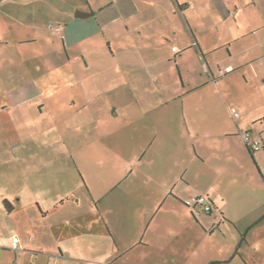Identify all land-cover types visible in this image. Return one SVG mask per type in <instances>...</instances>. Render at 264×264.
I'll return each instance as SVG.
<instances>
[{
  "label": "crops",
  "instance_id": "0c3cea01",
  "mask_svg": "<svg viewBox=\"0 0 264 264\" xmlns=\"http://www.w3.org/2000/svg\"><path fill=\"white\" fill-rule=\"evenodd\" d=\"M134 70L153 92L133 94ZM105 72L108 86L128 95L100 97ZM116 72L125 78L116 82ZM117 103L142 111L115 122L106 109L115 105L118 118ZM132 127L145 162L136 184L152 183V198L134 193L131 206L99 210L86 171L103 160L83 159L115 153L100 137L130 136ZM243 131L259 150L247 149ZM51 136L60 137L55 146ZM0 137H14L12 193L0 141V220L8 222L1 208L18 222L26 212L33 220L20 248L0 239V264H115L138 247L149 262L163 254L159 239L169 226L236 234L231 248L209 247L204 264H263L251 232L264 221V201L243 221L237 199L248 190L264 197V0H0ZM198 194L211 211L195 218L183 200ZM130 217L135 224L126 226ZM39 221L43 242L35 243Z\"/></svg>",
  "mask_w": 264,
  "mask_h": 264
},
{
  "label": "rangeland",
  "instance_id": "374dc122",
  "mask_svg": "<svg viewBox=\"0 0 264 264\" xmlns=\"http://www.w3.org/2000/svg\"><path fill=\"white\" fill-rule=\"evenodd\" d=\"M174 51L177 49L174 47ZM107 72L100 73V80L105 83L102 87V92L100 93V97H109L112 98V95L114 93H125V95H128V89L123 87H115V89L110 88L108 85V78L106 77ZM116 74V82L122 77L120 73ZM143 72L141 71H132L133 75V85H132V92L135 94V96L141 97L142 93L149 94L153 92L154 88L152 85V82L148 80L146 83L143 82ZM128 74L126 76V79H128ZM111 79V78H110ZM111 82V81H109ZM143 84V85H142ZM108 91V92H107ZM96 99L94 107L96 108L99 106L98 104H101V98ZM111 107H107L106 111L110 113L111 119L115 122H118V120L123 121V116L125 114L129 115L131 118H133V114H139V112L142 111V109L137 105L130 106L129 110L122 109V104L117 103L116 106L119 111L118 118L114 117V112H117L115 110V105H109ZM130 136H127V134L123 135V132L120 131L119 134L113 135L110 137H100L99 139V145L103 146L104 144L111 143V147L115 146V149L117 150L115 153L110 152L109 155L105 151L100 152H88L83 161L93 163L98 158L103 160L102 164L97 163L94 168H89L88 172L86 171L87 177L89 178L90 184L93 183V187H91L96 192H100V196L96 199L97 209L104 210V208L107 209H114L117 206V203L119 202L124 207L125 206H131L133 202H136L134 200L135 196L134 193L140 198V200L143 202V200H149L152 198V183H147L148 186L140 185L139 183L136 184L137 178L144 177L143 171L145 162L140 160L141 151L139 150V146H137L138 140H139V132L138 128L132 127V131L126 129ZM241 137V135H240ZM21 137L20 139H22ZM72 138V137H71ZM242 138V137H241ZM251 138L253 139V134H251ZM2 140V154L4 156V163L8 164L4 168V177H5V187L8 188V191L12 193V181H11V175H12V160L13 155L11 152V148L13 147L14 137H0V141ZM47 140V137H46ZM51 145L55 146L56 143H59L60 137L57 136H51L50 139ZM129 141V150L126 149V152L123 151V144H127ZM36 144L41 143L39 139L35 140ZM49 141H47L48 143ZM42 146V145H41ZM40 153V152H39ZM37 159H42V154H39L37 156ZM148 162L149 165V171L153 170V174L160 173L157 167H154L153 163ZM91 165V164H90ZM157 166V165H156ZM148 169V168H147ZM37 176L41 180L44 173L43 168H38L35 170ZM71 171V169H70ZM38 180V181H40ZM113 183L117 186L115 192L110 193L108 195H104V193H101L105 187V184ZM133 183L130 189L128 188L129 183ZM142 184L145 182H141ZM131 185V184H130ZM42 185L38 184L36 182L35 188L41 189ZM126 194H124L125 190L128 191ZM87 191V190H86ZM88 192V191H87ZM115 193L119 194V197L115 196ZM118 199V201H117ZM264 201V197L260 196L257 193H254L251 190L246 191L245 193L239 195L237 199V206L238 210L240 212L239 216L243 219V221H248L251 219L256 218L258 215V206ZM106 210V209H105ZM152 210V209H151ZM29 212V211H28ZM149 211V219H152L153 214ZM1 213L3 214L2 219L5 218L8 220V222H3V220H0V239L1 240H11L14 237V234H17L18 239L22 237L28 239L26 237L27 230H29L28 223L30 225H33V220L29 219L28 216L29 213L20 214L22 216L21 225L24 228H21L20 222H18V217L15 216V214L7 215L4 212V209L1 208ZM38 215V214H37ZM36 215V216H37ZM161 215H159L158 218H160ZM40 219V218H39ZM128 218H125V220ZM42 220V219H41ZM29 221V222H28ZM128 221V220H127ZM127 225H134L135 219L133 217L129 218L130 224L127 223ZM156 221L159 223V219ZM19 224H18V223ZM163 222V221H162ZM6 223V224H4ZM44 222L39 221L37 222L36 229H39L37 231V234H35L34 237L32 236L30 239L34 240L35 243L43 242L42 238H38L40 231H43ZM7 225V226H5ZM264 221L260 224H258L251 233L258 231L256 235V247H257V257L260 259V261L264 264ZM172 231H176L177 234L173 235ZM162 235V239L160 238L162 244L164 245V252L159 253L155 260H151L148 262V259L141 258L140 257V250L141 248H133L131 251H128L126 254H124L123 259L120 258L116 261L115 264H179L182 260H185L193 263V264H204L206 262L209 256V247L211 246H217L223 248L229 247L233 245L234 240L237 238L236 234L233 236L231 233H228L226 237H223L221 233H215L211 236H206L203 234L196 226H191V228L186 229H178L174 226H169L167 230L164 231ZM43 235V232L40 234ZM250 235V233H249ZM252 235V234H251ZM193 248L190 250L189 255L186 254L185 248L189 244H193ZM212 249V248H210ZM214 256V255H212ZM164 258L167 259V261L164 260Z\"/></svg>",
  "mask_w": 264,
  "mask_h": 264
},
{
  "label": "built area",
  "instance_id": "2783aa9c",
  "mask_svg": "<svg viewBox=\"0 0 264 264\" xmlns=\"http://www.w3.org/2000/svg\"><path fill=\"white\" fill-rule=\"evenodd\" d=\"M53 24H50L49 27H52ZM58 29H63L62 25H58ZM237 116V114H235ZM243 141L249 149L252 151H257L261 148V142L258 139H252L250 133L248 132H241L240 133ZM263 182H264V175H263ZM183 203L190 207L193 215L198 216L202 212H209L211 210V203L205 194H198L190 196L183 200ZM12 243L15 249L20 248L18 237L14 236L12 239ZM14 264V263H11Z\"/></svg>",
  "mask_w": 264,
  "mask_h": 264
},
{
  "label": "trees",
  "instance_id": "16d2710c",
  "mask_svg": "<svg viewBox=\"0 0 264 264\" xmlns=\"http://www.w3.org/2000/svg\"><path fill=\"white\" fill-rule=\"evenodd\" d=\"M249 133V132H248ZM246 147H247V149L252 153L253 151L251 150V149H249V147L247 146V144H246ZM262 178H263V176H262ZM184 204V203H183ZM185 205V204H184ZM186 206V205H185ZM186 207H188V206H186ZM188 208H190V207H188ZM211 211V210H210ZM209 211V212H210ZM191 213H192V211H191ZM203 213H208V212H202V213H200L198 216H200L201 214H203ZM192 215H193V213H192ZM198 216H195V215H193V217H198Z\"/></svg>",
  "mask_w": 264,
  "mask_h": 264
}]
</instances>
